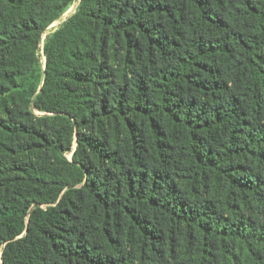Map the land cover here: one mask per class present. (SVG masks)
I'll return each instance as SVG.
<instances>
[{"label":"trees","instance_id":"obj_1","mask_svg":"<svg viewBox=\"0 0 264 264\" xmlns=\"http://www.w3.org/2000/svg\"><path fill=\"white\" fill-rule=\"evenodd\" d=\"M0 264H264V0H0Z\"/></svg>","mask_w":264,"mask_h":264},{"label":"rangeland","instance_id":"obj_2","mask_svg":"<svg viewBox=\"0 0 264 264\" xmlns=\"http://www.w3.org/2000/svg\"><path fill=\"white\" fill-rule=\"evenodd\" d=\"M77 9V5H74L72 6L68 11L67 13L62 17V19L60 21H58L57 23H55L54 25H52L50 28H49V31L47 34H49L50 32L56 30L64 21H66L72 14L75 13ZM46 39V36L44 37V40Z\"/></svg>","mask_w":264,"mask_h":264}]
</instances>
